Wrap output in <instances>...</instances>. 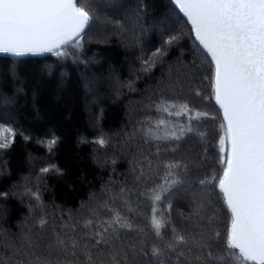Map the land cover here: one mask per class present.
Masks as SVG:
<instances>
[{
  "label": "snow or ice",
  "instance_id": "obj_1",
  "mask_svg": "<svg viewBox=\"0 0 264 264\" xmlns=\"http://www.w3.org/2000/svg\"><path fill=\"white\" fill-rule=\"evenodd\" d=\"M169 4L156 24L163 25V43L150 55L138 57L140 71L151 72L172 46L191 40L194 59L182 75L191 81L197 72L208 73L207 99L214 98L222 112L219 171L186 153L177 155L180 142L189 135L207 138L194 121L217 117L191 107L187 100L166 99L161 91L158 102L149 98L145 105L159 115L137 121L139 127L124 136L133 186L121 182L118 191L105 187L106 199L89 205L86 216L74 217L69 211L66 221L61 215L58 226L50 223L38 190L25 184L23 192H0V198L28 195L34 202L28 205L31 223L26 218L15 234L0 230V264H264V0ZM148 10L144 0L133 5L122 0H0V53H51L87 64L85 45L99 29L104 38L97 43L128 33L139 43ZM169 17L172 22L165 24ZM48 67L51 71L54 65ZM185 86L179 78L168 85L180 92ZM192 91L202 97L199 90ZM13 102L3 100L5 106ZM184 115V123L168 119ZM3 117L11 119L7 112ZM16 135L10 123H0V150L9 149ZM58 140L53 136L46 141L49 152ZM94 142L106 148L110 138L101 134ZM145 146L155 151H145ZM203 151L207 160V147ZM50 171L61 170L56 165L40 169L42 174ZM185 201L189 212H179L177 224L172 219L174 202ZM214 201L221 202L228 216L223 233L217 227ZM145 204L148 213L141 211ZM139 217L146 223L136 222Z\"/></svg>",
  "mask_w": 264,
  "mask_h": 264
},
{
  "label": "trees",
  "instance_id": "obj_2",
  "mask_svg": "<svg viewBox=\"0 0 264 264\" xmlns=\"http://www.w3.org/2000/svg\"><path fill=\"white\" fill-rule=\"evenodd\" d=\"M122 2L133 5L136 0ZM144 2L149 5V10L144 18L145 31L137 35L139 43H134L131 33L109 35L107 42L97 43L104 38L103 29H99L92 42L85 45L83 59L89 61L87 64L61 60L53 54L0 55V123H10L17 130L14 144L9 149L0 150V192H23L25 184L33 191L38 190L50 223L59 226L61 215L66 221L69 211L74 217L86 216L89 205L95 204L97 199H106L105 187L118 191L121 182L133 186L129 172L131 152L125 147L124 136L139 127L137 121L159 115L154 107L148 109L145 105L150 102L149 98L158 102L161 91L166 99L187 100L191 107L217 117L214 121L202 120L198 124L194 121L198 130L207 132L208 136L203 139L189 135L180 142L177 155L186 153L195 161H203L219 171L218 139L222 112L214 98L207 99L211 95V86L204 76L208 73L197 72L191 81H186L182 75L188 71L185 65L194 59L191 40L185 38L172 46L163 63H158L151 72L140 71L138 57L150 55L163 43V25L157 27L156 24L171 7L169 0ZM171 22L169 17L165 24ZM187 30L188 26H185ZM50 65H54L51 71ZM49 72L51 74L47 76ZM64 73L65 77L62 76ZM107 77L110 81L105 83ZM178 78L186 85L182 92L168 87ZM102 80L104 83L99 84ZM129 81L132 82L131 88L127 86ZM193 88L199 90L202 97L196 98ZM16 89H21V93ZM5 97L13 98L14 102L5 106ZM5 112L11 119H4ZM168 119L184 123L187 116ZM20 133L30 139L25 140ZM101 134L110 138L106 148L94 142ZM53 136L59 140L49 152L46 141ZM205 147L208 149L207 160H203ZM144 150L154 152L155 148L145 146ZM48 165H56L61 171L42 174L40 169ZM90 196L95 199L90 200ZM132 199H137V195L133 194ZM30 203L34 202L28 195L0 198V230L15 234L26 218L31 223ZM214 204L218 210L217 227L223 233L228 216L221 202L214 201ZM141 211L148 213L150 209L145 204ZM179 212H189L187 201L174 202L172 219L177 224L181 220ZM136 222L146 223L142 217Z\"/></svg>",
  "mask_w": 264,
  "mask_h": 264
},
{
  "label": "rangeland",
  "instance_id": "obj_3",
  "mask_svg": "<svg viewBox=\"0 0 264 264\" xmlns=\"http://www.w3.org/2000/svg\"><path fill=\"white\" fill-rule=\"evenodd\" d=\"M49 74H51V73L49 72V73H47L46 75L49 76ZM62 76L65 77V73L62 74ZM108 80L110 81V78H109V77H107V78L105 79V83H107ZM101 83H104V80H102V82H99V84H101ZM106 85H107V84H106ZM94 87H95V86H94ZM94 87H93V88H94ZM16 91H17V89H16ZM17 92H18V93H21V91H17ZM94 104H95V102H94Z\"/></svg>",
  "mask_w": 264,
  "mask_h": 264
},
{
  "label": "water",
  "instance_id": "obj_4",
  "mask_svg": "<svg viewBox=\"0 0 264 264\" xmlns=\"http://www.w3.org/2000/svg\"><path fill=\"white\" fill-rule=\"evenodd\" d=\"M46 54H51V53H44V54H29V55H24V56H15V57H26V56H30V55H46ZM0 55H10V56H14L11 54H6V53H0Z\"/></svg>",
  "mask_w": 264,
  "mask_h": 264
}]
</instances>
